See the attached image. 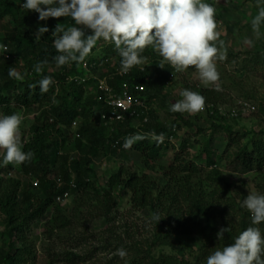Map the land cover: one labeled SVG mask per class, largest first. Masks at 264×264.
Instances as JSON below:
<instances>
[{
    "label": "trees",
    "instance_id": "trees-1",
    "mask_svg": "<svg viewBox=\"0 0 264 264\" xmlns=\"http://www.w3.org/2000/svg\"><path fill=\"white\" fill-rule=\"evenodd\" d=\"M22 3L23 0H0V22L7 28L0 37V43L6 44L8 48L7 53L0 54V113L11 115L32 109L40 113L28 133L22 137L23 150L35 153L32 160L22 165L9 164L0 167V186L3 187L5 184L7 188V191L0 193V213L3 215L4 224L2 232L4 245L0 246V264H17L16 256H21V253L30 247L26 243L29 241L27 236L29 226L48 209L54 208V213L47 222L50 230L70 225V220L55 202L56 196L67 190L72 182L76 185L72 189V194L75 191L103 192L98 185L94 159L107 154L110 150L118 151L126 160L130 159L126 151L136 152L140 156L141 166L136 170L132 166H122L113 173L104 189L105 195L110 196L116 188L121 187L130 192L133 208L137 210L149 208L152 213H159L162 221L160 241L165 244L169 243L175 234L183 232L201 234L210 250L194 255L191 264H206L210 254L231 244L243 231L238 226L245 220L243 216L240 222L228 221L230 226L223 224L222 227H229L231 233L226 232L224 240L218 239L217 232L221 227L213 222L215 217L224 218L226 210L223 206L227 204H231L234 214L237 208L230 201V194L226 192L232 185L224 181L215 165L218 160L226 158L233 166L231 169L238 173L263 170V137L260 133L255 135L256 132L240 133L225 122L227 120L218 110L220 98L215 87L201 89L193 87L192 91L199 92L205 97V106L209 105L212 121L209 137L203 138L204 148L199 149V153H192L191 149L200 142L194 141V136L188 134H197L201 131L197 128L179 136L178 131L183 127L181 122H184V118L182 113L169 111L165 94L172 68L168 63H164V68H161L158 61H154L158 68L155 76L150 68L142 70L134 67L128 75H115L109 79L117 92L127 84L133 95L149 100L148 121L141 120L138 125H133L131 119L127 117L125 121L113 127L106 126L101 115L107 112L109 107L97 100L92 90L90 92L87 90L88 86L78 85L76 81L69 79L75 74H88L80 70L81 64L73 62L71 65L57 67L53 59L59 54L53 46L56 25L67 28L73 25L74 21L70 17L39 21L38 13L22 8ZM256 7L258 8V5ZM40 26H47L49 31L36 39ZM99 47L105 49L100 59L102 65L107 67L108 73L113 71L111 62L114 59L116 66L120 67L119 54L114 44L110 42L98 41L89 56H95L94 51L97 52ZM259 51L257 53H260ZM154 52L149 46L142 55L146 59L154 58ZM254 57L259 61L261 56ZM43 61L47 63L43 64L40 72H37L34 66ZM52 68H58V71L54 72ZM9 69H15L24 75V79L16 80L9 77ZM44 76H51L55 81L47 93L41 94L39 85L35 90L29 88L30 84H38ZM135 84L144 85V90L138 91ZM161 109L175 118L164 122L160 116ZM76 121L78 127L76 133L79 136L67 133ZM153 132L164 134L165 140L162 144L146 139L135 143L130 149H121L126 137L136 133ZM216 133L225 135V146L220 155L210 146L211 137ZM171 134L174 136V143L168 140ZM116 142L117 148H114ZM74 149L77 150L75 156ZM170 152L172 154L167 159ZM211 166L212 171L207 172V167ZM16 170L21 176L29 179L4 177V174L9 175ZM205 171L209 177H213L215 183L225 182L226 191H220L219 188L223 187L219 186L213 189V192H208L204 179L195 180L206 174ZM155 172L161 175L163 184L153 175ZM54 174L61 177L62 186L55 182ZM36 179L39 180L37 186L33 185ZM36 189L41 190L42 196L35 193ZM219 192L223 196L215 197L214 193ZM260 228L264 232V223L260 224ZM35 257L34 255L31 259ZM129 258L123 264H178L176 257L164 251H158L157 255L147 254ZM63 261L66 264H78L80 258L76 259L72 253H67Z\"/></svg>",
    "mask_w": 264,
    "mask_h": 264
},
{
    "label": "rangeland",
    "instance_id": "rangeland-1",
    "mask_svg": "<svg viewBox=\"0 0 264 264\" xmlns=\"http://www.w3.org/2000/svg\"><path fill=\"white\" fill-rule=\"evenodd\" d=\"M210 4H215L217 7V23L222 21V25L217 27L220 36L216 42L220 46L223 42V49L227 51V58L224 61H217V70L220 73L221 90L219 91L218 106L228 109L233 107L240 100H251L257 106V110L247 116L238 115L236 118H231L224 115L227 122L235 131L240 133H260L264 139V35L257 38L251 28V20L258 13L257 0L243 1L233 0L232 3H227L225 0H206ZM3 22V21H2ZM0 22V37L7 28L3 27ZM261 32L264 33V26L261 27ZM260 50V51H259ZM259 51L260 53H257ZM105 49L100 48L99 53H104ZM254 55H260V60L257 61ZM154 58L161 61L162 58L157 52H154ZM115 60V59H114ZM151 67L153 76L158 72L153 60L148 61ZM54 72L58 68H52ZM80 70H82L80 68ZM105 70V69H102ZM86 73V72H85ZM103 73V71L101 72ZM86 75V74H84ZM193 87L201 89L204 87L214 88L215 85L205 86L199 77V72L195 67L188 71L182 72L180 75L171 76L170 82L166 87L165 94L169 105L182 99L181 92L185 89L192 90ZM208 106L195 115L183 113L184 122H181L183 127L178 131L179 136H183L186 131L199 130L197 134L187 133L193 137L195 147L191 149L192 153H199V149L204 148V137H209L211 132L210 123L212 121ZM34 109L27 112L19 111L24 117L21 125V137L28 133L32 124H34L35 116ZM1 115V113H0ZM161 119L164 122H169L175 116L167 114L165 110H160ZM187 122V123H186ZM138 121H134L133 125H138ZM75 128L67 130L68 134L74 135ZM251 133V134H252ZM225 135L224 133H216L212 135L211 149L220 155L224 149ZM180 141V138H179ZM178 142V141H177ZM72 148V146H71ZM74 149L73 156H75ZM130 156L129 160L123 158L118 151H109L107 154L94 159V166L97 174V181L103 192L91 191L71 192V196L63 201H57V204L70 220V225L66 228L50 230L47 225L50 217L54 213V208H50L47 212L30 226L27 233L29 244L27 251H23L17 255V264H66L63 261L67 253H72L77 259L80 258L78 264H123L131 257L154 255L158 251H164L166 254L176 257L178 264H191L194 255L200 254L202 251L207 252L205 238L197 233H179L175 234L173 239L165 244L160 241L161 224L151 220L153 215L149 208L135 209L132 207L131 194L128 190L121 187L116 188L110 196L105 195V188L109 177L117 172L122 166H132L135 170L141 166L140 156L133 151H126ZM172 152L168 154L167 159ZM3 152L0 151V159ZM217 160V158H216ZM218 172L222 175L225 182L232 186L228 191L224 189L225 182L215 183L209 177L207 172L212 171V166L207 167L206 174L200 175L195 180H205L208 192H213V189L219 188L220 191H226L230 194V201L234 203L237 212L234 214L231 209V204L223 206L226 214L222 217H215V224L222 227L223 224L230 226L229 222H240L245 216V220L239 229L246 230L253 226L251 223L250 213L241 207L242 201L247 197L248 193L256 192L264 194V169L254 170L249 173H238L231 169L229 159L223 158L217 161ZM8 174V173H7ZM4 174L5 178H14L25 176L16 171H12L9 175ZM157 180L162 181L159 173H153ZM25 179H29L25 177ZM8 182V179H6ZM34 185V184H33ZM36 186V185H35ZM37 188V187H36ZM7 191L4 184L0 186V193ZM35 193L41 195V190L36 189ZM215 197L223 196L219 193H214ZM3 215L0 213V246L4 244L2 232H4ZM48 226V227H47ZM260 227V225H256ZM263 232V231H262ZM18 247H21L18 245ZM123 247L127 251L125 258H120L115 255L117 249ZM36 256L31 259L32 256Z\"/></svg>",
    "mask_w": 264,
    "mask_h": 264
},
{
    "label": "clouds",
    "instance_id": "clouds-1",
    "mask_svg": "<svg viewBox=\"0 0 264 264\" xmlns=\"http://www.w3.org/2000/svg\"><path fill=\"white\" fill-rule=\"evenodd\" d=\"M232 1L225 0L227 3ZM257 5L259 10L251 20V28L256 37L260 38L264 35L261 32V27L264 26V6H260L264 5V0H257ZM21 7L38 13L39 21L60 17H70L74 21V24L67 28L56 25L53 46L59 54L53 59L57 67L71 65L73 62L81 64L82 71L88 74H75L69 79L73 78L78 85L88 86L87 90L89 92L92 90L97 100L104 102L100 96H105L107 92L100 88L101 80H105V84L116 96L126 87L131 93L127 84L117 92L109 79L115 75H128L134 67L142 70L151 69L148 65L150 60L160 62L161 68H164V63H168L172 68L170 79L173 69L181 74L190 66H194L205 86L211 84L215 85L216 91L221 90L218 83L220 73L216 62L224 61L227 58V51L223 49L222 41L220 46L216 43L220 36L217 27L222 25L221 20L218 23L216 21L217 7L206 0H23ZM48 31L47 26H40L36 39ZM100 40L114 44L120 57V67L116 66L113 60L111 62L113 71L110 73L100 59L102 54L99 53V49L103 47H99L97 52L94 51L95 56H89ZM149 46L159 54L161 61L151 57L146 59L142 55ZM7 52V45L0 43V54ZM86 61L89 63L97 61L101 65L84 67ZM45 63L47 61L37 63L34 66L35 70L40 72ZM8 75L16 80L24 79V75L15 69H9ZM82 78H85V81H82ZM54 84L51 76H44L38 84H30L29 88L35 90L39 85L40 93L44 94ZM134 86L138 91L144 90V85ZM180 95L182 99L169 105L170 112L195 115L205 109V97L199 92L185 89ZM138 97L147 103L149 101L142 96ZM34 111L33 115L37 117L40 112ZM147 115L148 112H143L140 118L127 117L133 124L134 121L147 122ZM145 118L147 121H144ZM23 120L24 117L19 113L0 115V151L3 152L0 167L9 164L22 165L30 162L35 155L31 150H23L21 137ZM73 128L77 130V121ZM75 135L78 134L75 132ZM146 139L162 144L165 136L163 133L154 132L136 133L125 138L121 149H130L135 143ZM171 142L174 143V136ZM117 144L118 142L113 147L117 148ZM241 207L250 213L253 226L240 232L231 244L210 254L206 264H264V232L256 226L264 223V194L248 193ZM151 220L158 224L161 220L159 213H153ZM226 232L231 233L230 228L221 227L217 232L218 239L224 240ZM115 255L123 259L127 256V251L121 247L117 249Z\"/></svg>",
    "mask_w": 264,
    "mask_h": 264
},
{
    "label": "built area",
    "instance_id": "built-area-1",
    "mask_svg": "<svg viewBox=\"0 0 264 264\" xmlns=\"http://www.w3.org/2000/svg\"><path fill=\"white\" fill-rule=\"evenodd\" d=\"M226 1L229 2L230 0ZM100 65L101 63L97 61L93 63H89L88 61L84 62V67H95ZM192 67L193 66H190L185 71L191 69ZM179 74L180 72L173 69L172 76H176ZM72 79L73 78H71V80ZM81 80L85 81V78H82ZM100 88L102 90L107 91L105 93V96H100V99H102L105 102L106 106L109 107V110L107 112H103L101 115L102 121L108 127H111L115 123L124 121L127 116H129L130 118H140L143 112L146 113L150 109L149 103H147L140 97L131 94L127 87L124 88V90L118 96L113 94L112 90L109 89V87L105 84V80L100 81ZM138 88L142 89V87ZM218 110L222 115H227L229 117L236 118L238 115L247 116L248 114L255 112L257 110V106L251 100H240L236 102L233 107H230L228 109L218 107ZM144 121H147V118H145ZM73 125H76V122H74ZM168 140L173 141V136H169ZM53 179L59 186H62L63 181L59 175L54 174ZM38 183V179L33 181V184L36 186L38 185ZM75 187V183L72 182L67 190H65L62 194H58L56 196V200L63 201L65 199L70 198L72 189H74Z\"/></svg>",
    "mask_w": 264,
    "mask_h": 264
}]
</instances>
